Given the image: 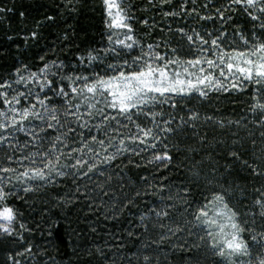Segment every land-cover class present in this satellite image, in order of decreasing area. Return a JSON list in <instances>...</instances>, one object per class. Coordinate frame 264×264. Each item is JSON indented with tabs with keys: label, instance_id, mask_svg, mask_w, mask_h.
Masks as SVG:
<instances>
[{
	"label": "snow or ice",
	"instance_id": "obj_1",
	"mask_svg": "<svg viewBox=\"0 0 264 264\" xmlns=\"http://www.w3.org/2000/svg\"><path fill=\"white\" fill-rule=\"evenodd\" d=\"M84 2L60 0L55 11L31 16L3 0L0 26L11 27L9 16L18 13L17 35L27 47ZM101 6L102 46L73 51L69 24L57 37L68 59L41 54L37 64L0 74V245L14 246L0 264L29 258L39 264L30 237L41 226L29 225L22 205L49 188L53 208L83 204L109 224L138 210L145 196L156 197L159 203L136 213V227L154 233L144 243L154 247L143 264H264V0H101ZM240 12L246 24L236 22ZM192 100L197 104L189 106ZM224 102L245 114L218 115ZM202 125L230 135L210 139L207 131L199 134ZM189 129L201 147L215 141V155L186 154L190 165L179 160L182 152L200 155L174 141ZM147 151L151 157L137 162ZM148 165L163 172L153 175L159 184L141 174V185L129 175ZM173 168L179 175L170 178ZM56 222L46 221L49 236ZM126 235L141 239L132 229ZM88 255L93 259L85 264H107L99 246Z\"/></svg>",
	"mask_w": 264,
	"mask_h": 264
},
{
	"label": "trees",
	"instance_id": "obj_2",
	"mask_svg": "<svg viewBox=\"0 0 264 264\" xmlns=\"http://www.w3.org/2000/svg\"><path fill=\"white\" fill-rule=\"evenodd\" d=\"M3 0H0L2 3ZM60 0H15L18 10L20 8L27 9L31 16H39L45 11H55V5ZM134 4L141 3V0H133ZM10 6V0H9ZM80 11L72 16H69L66 20L61 19L59 24L51 26L48 29L42 30L41 38L38 42H30L29 46H25L24 40L21 35H17L20 32L22 25L20 24V18L18 13L11 14L9 21L11 27L6 23L0 26V74H6L13 70V66H19L23 63L37 64L39 63L38 55L47 54L50 59H55L57 56L68 59L64 54L67 52V47L64 46L58 36L62 34V26L67 27L71 24L73 31L71 39L73 41V51H75V45H79L81 48L86 49L89 46L99 47L106 43L103 33L105 31L103 23V9L101 6V0H85L83 4H78ZM155 14V12L153 13ZM137 15H140L137 12ZM236 22L240 24H246V18L242 12L235 13ZM29 27H31V21H29ZM211 28V23L209 22ZM8 35H13L14 39L9 41ZM154 35H158L154 34ZM147 39L146 37H141ZM63 48V51L60 49ZM19 49V50H18ZM197 102L192 100L189 106L196 105ZM215 105V102H213ZM222 112L218 115L227 116L232 119H237L239 116L244 115L239 111V106H236V110H233V105L224 102L220 105ZM212 109H209L211 111ZM249 127H252L251 125ZM235 130V128H233ZM207 131L209 138L216 137L227 138L230 133H222L219 130H214L206 126H201L198 129L200 135H203ZM187 135H181L174 137V141L179 142L181 149H185L188 145L196 148L200 155L196 153H184L179 154V160H185V155L194 156L195 159L199 160L201 157L208 152H212L215 155L213 148L215 141L211 145H204L201 147L198 143H195L192 130H187ZM241 136H246L247 131L241 129ZM230 143V140H229ZM222 150V149H221ZM2 155V153H0ZM151 157V151L142 153L141 157H136V161L143 164L148 158ZM220 159V157H216ZM179 162V161H177ZM192 160H185V163L191 164ZM207 164V160L205 161ZM223 163V160H221ZM210 171V169H206ZM167 172L168 170H163ZM143 174L148 177L149 182L159 184V180L153 181V175L162 176L163 172L157 171L154 165H148L146 168L141 167L139 169L132 168L129 175L134 181L143 184L140 181V176ZM170 178H175L179 175L178 171L173 168L168 172ZM242 177H246V173L241 174ZM247 179H251L250 177ZM179 183V181H177ZM55 189L49 188L46 192L42 189L31 194V198L27 204H23L22 208L25 212V219L28 221L31 227L37 225L35 232L32 234L30 239L35 244L34 251L40 253L34 257L35 261L39 264H85L86 261L92 260L93 257L89 256V251L95 253L97 246L104 249L107 255V264H127V259L132 257L133 264H143V254L151 255L153 247H144L145 242H150L153 238L154 233L145 234L143 229H139L136 225L139 221L136 219L137 212H143L145 204L159 203L156 197L145 196L143 202L140 203L138 210L125 213L124 220L119 223L109 224L108 221L103 220V217L96 212H89L83 204L79 207L57 209L52 207L50 193ZM132 195L131 188L124 189ZM118 194L123 195L117 189ZM151 191V189H149ZM166 194V193H165ZM23 195V193H21ZM107 199V198H105ZM171 204L172 202H167ZM179 204V202H177ZM175 212V210L170 209ZM178 215V213H177ZM99 216V218H98ZM56 219V230L49 236L48 235V223ZM167 222V221H165ZM95 227L96 232L91 231ZM129 229L137 232L141 239L139 241L134 238H128L126 233ZM125 235L121 236V233ZM115 233V237L110 235ZM119 243V247H116V243ZM13 245L3 244L0 245V257H5L6 250L13 248ZM137 252L142 253L138 258ZM102 259V258H101ZM26 264H34L33 259L29 258Z\"/></svg>",
	"mask_w": 264,
	"mask_h": 264
}]
</instances>
